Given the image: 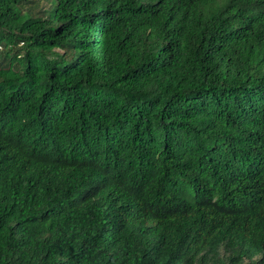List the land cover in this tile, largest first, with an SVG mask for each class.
Wrapping results in <instances>:
<instances>
[{
	"label": "trees",
	"instance_id": "1",
	"mask_svg": "<svg viewBox=\"0 0 264 264\" xmlns=\"http://www.w3.org/2000/svg\"><path fill=\"white\" fill-rule=\"evenodd\" d=\"M0 264H264V0H0Z\"/></svg>",
	"mask_w": 264,
	"mask_h": 264
}]
</instances>
